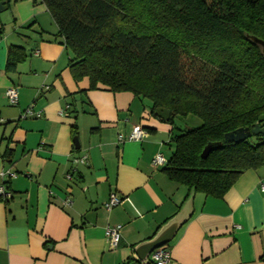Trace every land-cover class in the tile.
Instances as JSON below:
<instances>
[{
	"label": "crops",
	"instance_id": "obj_1",
	"mask_svg": "<svg viewBox=\"0 0 264 264\" xmlns=\"http://www.w3.org/2000/svg\"><path fill=\"white\" fill-rule=\"evenodd\" d=\"M11 46L25 60L7 72ZM68 61L38 0L0 11V172L16 174L6 183L10 200L0 201V264H153L152 252L141 261L135 247L153 239L189 193L152 163L170 157L175 123L131 93L89 89L86 78H72ZM11 86L16 106L5 96ZM28 107L39 116L22 119ZM135 126L142 139L119 143ZM84 155L87 163L77 162ZM262 181L264 167L243 172L222 198L195 193L191 216L164 245L168 264H264ZM111 193L121 202L107 212ZM117 225L111 248L105 231Z\"/></svg>",
	"mask_w": 264,
	"mask_h": 264
},
{
	"label": "trees",
	"instance_id": "obj_2",
	"mask_svg": "<svg viewBox=\"0 0 264 264\" xmlns=\"http://www.w3.org/2000/svg\"><path fill=\"white\" fill-rule=\"evenodd\" d=\"M38 1L74 80L146 99L152 113L170 112L171 127L176 118L199 120L175 128L162 168L169 180L222 198L243 172L264 167V134L224 140L238 128L264 127V56L253 42H264V0ZM24 60L20 47H9L6 71Z\"/></svg>",
	"mask_w": 264,
	"mask_h": 264
},
{
	"label": "built area",
	"instance_id": "obj_3",
	"mask_svg": "<svg viewBox=\"0 0 264 264\" xmlns=\"http://www.w3.org/2000/svg\"><path fill=\"white\" fill-rule=\"evenodd\" d=\"M5 96L7 99V103L10 106H16L18 104V91L17 88L14 86L9 87L6 92ZM39 113L38 111H34L32 107L26 108L22 114L21 118L26 119L29 117H38ZM144 136V131L139 126H135L132 128L128 136H118V142L123 143L125 141H140L142 137ZM77 162L81 164L87 163V157L84 155L77 159ZM153 165L157 167H163L166 164V159L162 157L161 155L154 156L152 160ZM71 172L73 173L74 170L71 169ZM71 172L66 174V179L71 180ZM16 177V174L11 171H1L0 172V201L1 202H7L11 198L10 192L7 190L6 183L10 180ZM259 188L262 192H264V181H262L259 185ZM121 202V199L117 197L114 193H111L107 199V201L103 204V208L105 211L109 212L111 209L119 205ZM70 202L68 199L64 201L65 205H68ZM120 226L117 225L115 227L107 228L105 231V236L107 239V242L111 248H115L120 240ZM151 259L153 264H168L170 262V253L166 246H162L159 248H156L151 253Z\"/></svg>",
	"mask_w": 264,
	"mask_h": 264
},
{
	"label": "water",
	"instance_id": "obj_4",
	"mask_svg": "<svg viewBox=\"0 0 264 264\" xmlns=\"http://www.w3.org/2000/svg\"><path fill=\"white\" fill-rule=\"evenodd\" d=\"M5 9L6 2H0V11H3ZM253 42L260 46L261 52L264 56V42L256 38H253ZM154 115L163 121H168L170 118V112L161 108L155 109ZM257 134H264V127L260 128L258 124H255L248 128H238L233 132L226 134L224 136V140L226 142H240L252 135ZM210 149L211 147L208 146L203 150V152L201 153V157L203 159L206 158ZM194 194L195 190L194 188H191L179 212L161 227V229L153 239L135 247V253L141 261H146L148 255L156 248L168 244L173 239L178 229L189 219L192 213V200Z\"/></svg>",
	"mask_w": 264,
	"mask_h": 264
},
{
	"label": "rangeland",
	"instance_id": "obj_5",
	"mask_svg": "<svg viewBox=\"0 0 264 264\" xmlns=\"http://www.w3.org/2000/svg\"><path fill=\"white\" fill-rule=\"evenodd\" d=\"M190 119V120H189ZM193 119V120H192ZM193 121H199L198 119L196 118H193V117H188L187 119H182V118H176L174 120V123H175V126L178 128V129H182L183 128L185 129H189V124H193Z\"/></svg>",
	"mask_w": 264,
	"mask_h": 264
}]
</instances>
